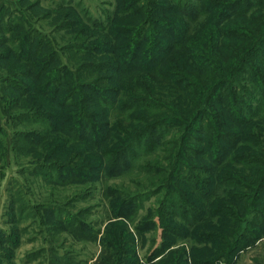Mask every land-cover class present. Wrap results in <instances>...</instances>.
Returning <instances> with one entry per match:
<instances>
[{
	"label": "trees",
	"instance_id": "obj_1",
	"mask_svg": "<svg viewBox=\"0 0 264 264\" xmlns=\"http://www.w3.org/2000/svg\"><path fill=\"white\" fill-rule=\"evenodd\" d=\"M7 3L1 100L10 123L26 124L13 153L68 172L59 184L135 171L134 191L102 190L108 219L133 239L157 216L163 249L151 264H210L201 244L225 257L264 238V0H115L102 19L70 2L4 13ZM44 202L34 207L54 216L59 205ZM177 240L191 247L171 248ZM103 249L106 262L114 252Z\"/></svg>",
	"mask_w": 264,
	"mask_h": 264
},
{
	"label": "rangeland",
	"instance_id": "obj_2",
	"mask_svg": "<svg viewBox=\"0 0 264 264\" xmlns=\"http://www.w3.org/2000/svg\"><path fill=\"white\" fill-rule=\"evenodd\" d=\"M6 1L9 3L5 5L4 13L15 8L24 10L23 5L30 7L36 1H40V5L34 11L46 9V6L54 7L61 2H70L79 9L87 10L91 16L102 19L107 11L113 9L115 0H21L23 5L19 0ZM1 3L2 0L0 6ZM44 27L49 29L46 25ZM24 125L26 124L17 121L10 123L9 111L4 107L0 93V151L3 145L7 151L5 160L0 162V252L9 251L14 264H22L26 256L29 257V252L36 253L32 260L25 264H132L133 261L137 264H151L157 261L162 255H159L158 250L163 249L157 216L152 218L156 226L141 236H135L134 239L127 232L124 222L114 221L121 219L120 217L108 219L111 209L103 187L108 185L132 192L137 180L136 172L116 177L102 176L83 183H53L51 180L68 179V172H51L48 168L33 170L35 163L42 161L30 160V157L18 156L12 152L13 133L23 129ZM49 176L53 178L49 179ZM99 180L102 182L96 187L95 183ZM68 196L70 198L66 200ZM44 200L46 204L53 201L59 205L60 208L54 211V216L34 207ZM152 206H156L155 197L144 202L135 221H141ZM78 213L80 214L75 217L76 220L67 219ZM42 218L44 222L41 221ZM68 222L72 225L71 232L68 230ZM78 222L82 225L78 226ZM126 223L128 231L134 232L130 223ZM173 244L171 248L182 244L187 250L191 247V244L182 240ZM104 245L106 250L114 252L110 256L105 254V257L109 258L106 262L105 258L100 259L101 253L105 252ZM205 247L208 249L203 252ZM220 252L222 246L218 242L201 244L196 249L198 257L216 254L217 257L213 258L210 264H264V238H259L252 246L231 254L224 253L225 257H220ZM2 258L0 255V263L5 264ZM188 264H191L190 260Z\"/></svg>",
	"mask_w": 264,
	"mask_h": 264
}]
</instances>
